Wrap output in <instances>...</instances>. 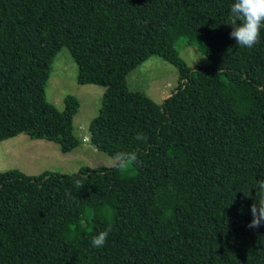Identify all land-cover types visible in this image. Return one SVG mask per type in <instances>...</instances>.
Here are the masks:
<instances>
[{
    "label": "trees",
    "instance_id": "1",
    "mask_svg": "<svg viewBox=\"0 0 264 264\" xmlns=\"http://www.w3.org/2000/svg\"><path fill=\"white\" fill-rule=\"evenodd\" d=\"M233 3L0 0V113L18 108L29 138L63 154L80 144L77 99L66 96L62 112L45 99L65 47L77 84L104 89L90 143L142 161L73 175L0 172V264H264V225L249 229L245 209L264 179V82L232 66L242 48L229 35ZM179 43L209 64L187 66ZM255 46L264 63V29ZM153 56L177 69L178 85L150 129L133 108L150 102L126 79ZM140 132L146 142L135 139Z\"/></svg>",
    "mask_w": 264,
    "mask_h": 264
},
{
    "label": "rangeland",
    "instance_id": "2",
    "mask_svg": "<svg viewBox=\"0 0 264 264\" xmlns=\"http://www.w3.org/2000/svg\"><path fill=\"white\" fill-rule=\"evenodd\" d=\"M177 53L187 66L205 67L209 64L193 46L179 43ZM232 66L246 72L257 83L264 82V63L256 46L251 49L242 47L234 55ZM76 76V65L64 47L52 63L45 99L60 112L64 109L66 96L77 99L79 109L73 117V127L80 144L69 154H63L55 143L32 140L25 132L27 125L23 113L11 107L0 113V172L16 171L27 176H40L45 172L73 175L85 167L113 168L111 156L97 150L89 141L88 127L99 113L104 89L96 85H78ZM126 82L133 95H142L150 102L147 108L137 103L133 108L142 124L153 128L158 108L178 85L177 69L153 56L133 69ZM254 202L246 204L248 212Z\"/></svg>",
    "mask_w": 264,
    "mask_h": 264
},
{
    "label": "clouds",
    "instance_id": "3",
    "mask_svg": "<svg viewBox=\"0 0 264 264\" xmlns=\"http://www.w3.org/2000/svg\"><path fill=\"white\" fill-rule=\"evenodd\" d=\"M228 25L231 26L230 38L235 39L236 45L251 49L260 41L261 29H264V0H234L230 8ZM137 141L146 142L148 137L140 132L137 133ZM110 163L113 168L126 170L133 165L141 164L136 151L117 152L110 157ZM82 177L74 183L77 188H81L84 183ZM256 198L250 206L252 215L251 222L247 225L249 229H257L264 224V179L256 181ZM111 229L100 231L92 237L91 246L93 248H102Z\"/></svg>",
    "mask_w": 264,
    "mask_h": 264
},
{
    "label": "crops",
    "instance_id": "4",
    "mask_svg": "<svg viewBox=\"0 0 264 264\" xmlns=\"http://www.w3.org/2000/svg\"><path fill=\"white\" fill-rule=\"evenodd\" d=\"M169 96H170V95H169ZM169 96H168V97H169Z\"/></svg>",
    "mask_w": 264,
    "mask_h": 264
}]
</instances>
